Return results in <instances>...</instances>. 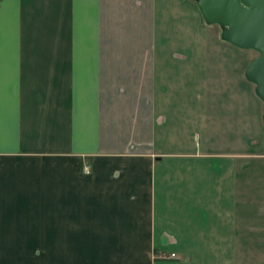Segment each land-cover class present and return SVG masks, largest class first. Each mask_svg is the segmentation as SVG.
<instances>
[{
    "label": "crops",
    "instance_id": "obj_1",
    "mask_svg": "<svg viewBox=\"0 0 264 264\" xmlns=\"http://www.w3.org/2000/svg\"><path fill=\"white\" fill-rule=\"evenodd\" d=\"M219 31L195 0H0V264H264L257 53Z\"/></svg>",
    "mask_w": 264,
    "mask_h": 264
},
{
    "label": "water",
    "instance_id": "obj_2",
    "mask_svg": "<svg viewBox=\"0 0 264 264\" xmlns=\"http://www.w3.org/2000/svg\"><path fill=\"white\" fill-rule=\"evenodd\" d=\"M195 1L204 22L219 27L222 41L257 53L246 68L245 78L262 102L264 125V0Z\"/></svg>",
    "mask_w": 264,
    "mask_h": 264
},
{
    "label": "built area",
    "instance_id": "obj_3",
    "mask_svg": "<svg viewBox=\"0 0 264 264\" xmlns=\"http://www.w3.org/2000/svg\"><path fill=\"white\" fill-rule=\"evenodd\" d=\"M84 171H85L86 173L89 172V169H88L87 166L84 167ZM168 258H169V259H175V258H176V255H175L174 253H173V254H170Z\"/></svg>",
    "mask_w": 264,
    "mask_h": 264
},
{
    "label": "rangeland",
    "instance_id": "obj_4",
    "mask_svg": "<svg viewBox=\"0 0 264 264\" xmlns=\"http://www.w3.org/2000/svg\"><path fill=\"white\" fill-rule=\"evenodd\" d=\"M219 32H220V31H219ZM255 55L257 56V54H255ZM255 55H254V56H255Z\"/></svg>",
    "mask_w": 264,
    "mask_h": 264
}]
</instances>
